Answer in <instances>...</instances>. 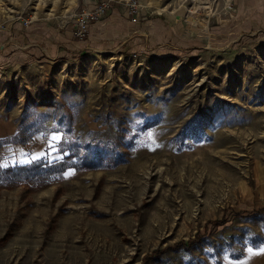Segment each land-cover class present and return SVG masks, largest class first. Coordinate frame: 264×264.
<instances>
[{"label":"rangeland","instance_id":"1","mask_svg":"<svg viewBox=\"0 0 264 264\" xmlns=\"http://www.w3.org/2000/svg\"><path fill=\"white\" fill-rule=\"evenodd\" d=\"M94 1L0 0V123L118 155L0 187V264H264V0H110L77 39ZM47 42L70 51L21 52Z\"/></svg>","mask_w":264,"mask_h":264},{"label":"trees","instance_id":"2","mask_svg":"<svg viewBox=\"0 0 264 264\" xmlns=\"http://www.w3.org/2000/svg\"><path fill=\"white\" fill-rule=\"evenodd\" d=\"M30 127L33 128L35 126L31 125ZM33 135L34 132L24 135L20 131L12 137L0 138V187L14 188L23 184L31 188L46 187L57 180V178H62V175L70 168H96L108 164L107 160L118 158L114 148L113 152H106L107 149L103 141H95L96 143L93 141L95 146H89L88 149L83 150L77 139L64 136L59 143V150L64 154L61 160L50 162L48 159L42 158L26 165L3 166V146L11 143L25 144L32 139ZM95 147L96 149L93 150L92 148ZM66 152L68 153L65 154ZM197 242L198 240H192L178 243L176 247L186 246L190 248Z\"/></svg>","mask_w":264,"mask_h":264},{"label":"crops","instance_id":"3","mask_svg":"<svg viewBox=\"0 0 264 264\" xmlns=\"http://www.w3.org/2000/svg\"><path fill=\"white\" fill-rule=\"evenodd\" d=\"M97 1L91 2L87 7H90V8L94 7L96 5ZM108 20L109 19L105 15L98 22H95V23L90 25V31L94 34L95 39L101 40V36H104L105 33L101 32V30L108 24ZM96 30H97V33H96ZM3 33H5V35H2ZM3 33L0 32V40L2 38H4V36L8 37L7 35L10 34L8 32H3ZM27 36H29L28 37L29 39L32 38L31 37L32 35H27ZM27 36H23V40L27 41ZM43 39L46 40L45 37H43ZM50 39L53 40L52 41L53 43H55L54 42L55 40H60L62 42L63 41H72V37L70 36V34H68L66 36L64 34H53V37H50ZM35 45L38 47V50L40 51V54H41L40 57H45L46 59H54L57 56H64L62 54H66L70 51V49H66V48L58 49L57 51H58L59 55H55V51H54L55 48L54 47L52 48V44L47 42L45 44L28 43V47L27 48L23 47L21 52H24L25 54H27V56L31 57L32 53H34L33 52L34 48H32V47H35ZM60 47H62V45H60ZM63 47H65V45ZM69 48H71V47H69ZM35 50H37L36 47H35ZM13 118H14V116L13 117L11 116L9 118H6L5 120H3L0 123V138H8L9 136L12 137L18 133V129H17L16 125L14 124ZM53 135L59 136L60 137L59 141H53L51 139ZM48 136L49 137L44 138L42 135H37V136L35 135L32 137V139H30L25 144L11 143V144L4 145L2 148V153L3 154L5 153L6 157H7L6 152H9L10 147H15V148H17V150L25 152L24 157L22 156V158H19L18 161L15 162L14 164L11 163V164H8L7 166H10V165L11 166L26 165V164L31 163L34 160L45 158L47 156L48 152L51 151L53 147H54V149H56L57 152H59V149H58L59 143L63 139V134L53 132ZM45 159H47V158H45ZM58 160H61V159H58Z\"/></svg>","mask_w":264,"mask_h":264},{"label":"built area","instance_id":"4","mask_svg":"<svg viewBox=\"0 0 264 264\" xmlns=\"http://www.w3.org/2000/svg\"><path fill=\"white\" fill-rule=\"evenodd\" d=\"M110 7V0H98L92 8L84 7L80 9L74 17L73 34L80 40L86 39L89 35L90 25L102 19ZM130 13L138 10L137 4H131ZM134 20H137L136 18Z\"/></svg>","mask_w":264,"mask_h":264},{"label":"snow or ice","instance_id":"5","mask_svg":"<svg viewBox=\"0 0 264 264\" xmlns=\"http://www.w3.org/2000/svg\"><path fill=\"white\" fill-rule=\"evenodd\" d=\"M53 141H59L60 137L57 135H53L51 138ZM246 255L250 260L254 255H264V244H262L259 248L253 249L251 247L246 249ZM247 264V262H245Z\"/></svg>","mask_w":264,"mask_h":264}]
</instances>
